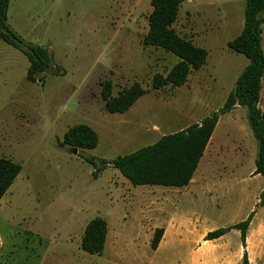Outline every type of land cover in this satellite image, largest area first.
<instances>
[{
  "label": "rangeland",
  "instance_id": "obj_1",
  "mask_svg": "<svg viewBox=\"0 0 264 264\" xmlns=\"http://www.w3.org/2000/svg\"><path fill=\"white\" fill-rule=\"evenodd\" d=\"M152 0H10L8 24L26 43L44 47L64 71L27 80L28 59L0 41V158L22 172L0 200V264H264V178L256 175L258 143L245 108L223 115L191 183L184 188L133 186L113 167L94 177L99 160L156 143L219 111L249 64L228 48L242 32L245 0H186L173 28L207 52L185 85L152 89L179 59L145 47ZM264 47V26H263ZM43 78V80H42ZM140 83L147 91L124 114L101 97ZM259 108L264 113V79ZM85 124L96 149L74 154L59 141ZM96 159L97 167L87 162ZM253 212L246 248L233 230ZM108 224L105 250L81 249L88 223ZM156 229L164 235L157 250Z\"/></svg>",
  "mask_w": 264,
  "mask_h": 264
},
{
  "label": "trees",
  "instance_id": "obj_2",
  "mask_svg": "<svg viewBox=\"0 0 264 264\" xmlns=\"http://www.w3.org/2000/svg\"><path fill=\"white\" fill-rule=\"evenodd\" d=\"M186 0H152L149 16V30L144 37L145 47L162 49L175 55L179 61L166 76L156 74L152 89L160 91L168 85L181 87L186 84L192 72L200 71L206 63L207 52L181 38L173 28L179 18L180 8ZM245 20L241 34L228 43V48L244 55L249 64L238 77L234 90L229 94L224 106L204 118L200 123L165 135L156 143L143 147L129 155L120 156L112 162L99 160L97 177L107 167L117 169L133 186H157L167 188L187 187L203 158L204 152L215 132L220 118L234 109L245 108L254 138L258 143L255 160L256 175L264 178V113L259 108L262 81L264 79V0H245ZM10 0H0V41L20 51L29 61L27 80L37 83L44 73L54 76L64 71L52 64L49 52L44 48L26 43L8 24ZM43 80V78H42ZM147 91L140 83H134L118 96L112 95V84L106 82L101 91L105 109L110 114L128 112ZM59 147H69L79 151L93 150L99 145L98 133L88 125L79 124L69 129ZM87 162L97 167L96 159ZM22 166L11 160L0 158V200L14 184L22 172ZM253 212L245 221L220 228L207 234L206 241H216L233 230L241 233V241L246 248L247 233L254 216ZM164 235L163 229H156L151 243L157 250ZM108 224L96 217L86 226L81 249L89 255H101L105 250ZM243 264H250L245 252Z\"/></svg>",
  "mask_w": 264,
  "mask_h": 264
},
{
  "label": "water",
  "instance_id": "obj_3",
  "mask_svg": "<svg viewBox=\"0 0 264 264\" xmlns=\"http://www.w3.org/2000/svg\"><path fill=\"white\" fill-rule=\"evenodd\" d=\"M74 154H78V149H73Z\"/></svg>",
  "mask_w": 264,
  "mask_h": 264
},
{
  "label": "bare ground",
  "instance_id": "obj_4",
  "mask_svg": "<svg viewBox=\"0 0 264 264\" xmlns=\"http://www.w3.org/2000/svg\"><path fill=\"white\" fill-rule=\"evenodd\" d=\"M221 120V119H220ZM198 170V169H197Z\"/></svg>",
  "mask_w": 264,
  "mask_h": 264
}]
</instances>
